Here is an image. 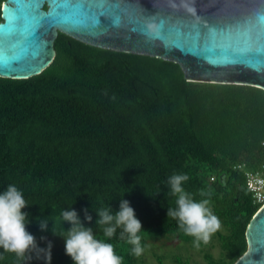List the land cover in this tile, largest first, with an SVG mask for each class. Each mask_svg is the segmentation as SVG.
Listing matches in <instances>:
<instances>
[{
  "label": "trees",
  "instance_id": "1",
  "mask_svg": "<svg viewBox=\"0 0 264 264\" xmlns=\"http://www.w3.org/2000/svg\"><path fill=\"white\" fill-rule=\"evenodd\" d=\"M54 46V60L41 73L0 76V192L8 184L23 192L26 230L41 249L51 242L50 264H73L60 237L70 225L57 222L70 207L98 239L114 245L123 264H144L119 230L110 240L103 236L93 208L109 204L118 211L121 199L129 201L144 245L151 236L182 234L167 218L176 207L167 184L174 173L189 176L185 191L209 199L221 221L214 234L220 254L206 250L205 264H233L247 250L246 230L260 208L235 164L264 163V89L188 80L175 61L63 32ZM38 217H47L48 231L40 230ZM31 255L25 264H46ZM0 256V264H18L14 253L0 249ZM177 262L191 264L180 256Z\"/></svg>",
  "mask_w": 264,
  "mask_h": 264
},
{
  "label": "water",
  "instance_id": "2",
  "mask_svg": "<svg viewBox=\"0 0 264 264\" xmlns=\"http://www.w3.org/2000/svg\"><path fill=\"white\" fill-rule=\"evenodd\" d=\"M1 16L0 76L41 73L63 32L175 61L188 80L264 89V0H3ZM246 238L233 264H264V205Z\"/></svg>",
  "mask_w": 264,
  "mask_h": 264
},
{
  "label": "clouds",
  "instance_id": "3",
  "mask_svg": "<svg viewBox=\"0 0 264 264\" xmlns=\"http://www.w3.org/2000/svg\"><path fill=\"white\" fill-rule=\"evenodd\" d=\"M188 180L189 176L186 173H174L168 178L170 193L176 197V207L167 209V218L176 220L179 229L193 238V247L199 249L201 244L210 243L212 236L220 230L221 221L209 206L211 203L209 199L197 201L192 194L185 191L182 185ZM210 194L201 192L202 196ZM27 206L29 204L23 192L14 184H8L4 191L0 192V249L5 253H14L18 264L30 261L32 253H35L37 259L43 257L46 264H50L51 242L48 243V250L41 249L36 238L26 230V225L30 221L28 213L22 209ZM83 211L84 220L91 223L93 217L88 209L85 208ZM93 211L97 216L95 226L102 230L104 237L110 240L119 230L118 238L132 246V255L138 258L144 254L147 246L142 244L140 235L142 224L136 218L135 210L129 201L121 199L118 211H114L109 204L93 208ZM57 222L70 225L67 230L63 229V235L60 237L65 241V254L71 257L73 264H123V258L116 254L114 245L98 239L93 228L82 222L76 210L71 207L62 210ZM37 223L42 232L49 230L47 217H38ZM45 239L44 236L40 237L41 241Z\"/></svg>",
  "mask_w": 264,
  "mask_h": 264
},
{
  "label": "rangeland",
  "instance_id": "4",
  "mask_svg": "<svg viewBox=\"0 0 264 264\" xmlns=\"http://www.w3.org/2000/svg\"><path fill=\"white\" fill-rule=\"evenodd\" d=\"M188 238V239H186ZM193 238L184 233H170L148 237L144 254L139 260L144 264H160V258L166 264H178L177 257L189 260L191 264H205L204 252L210 250L214 255L220 254L219 239L213 235L208 245L201 244L199 249L193 247Z\"/></svg>",
  "mask_w": 264,
  "mask_h": 264
},
{
  "label": "built area",
  "instance_id": "5",
  "mask_svg": "<svg viewBox=\"0 0 264 264\" xmlns=\"http://www.w3.org/2000/svg\"><path fill=\"white\" fill-rule=\"evenodd\" d=\"M245 166L244 163L235 164V167L244 169L246 185L252 192L254 203L261 208L264 205V163L256 169H249ZM211 178L214 179V176Z\"/></svg>",
  "mask_w": 264,
  "mask_h": 264
},
{
  "label": "snow or ice",
  "instance_id": "6",
  "mask_svg": "<svg viewBox=\"0 0 264 264\" xmlns=\"http://www.w3.org/2000/svg\"><path fill=\"white\" fill-rule=\"evenodd\" d=\"M146 6H150V5H146ZM53 11H54V9H53Z\"/></svg>",
  "mask_w": 264,
  "mask_h": 264
}]
</instances>
